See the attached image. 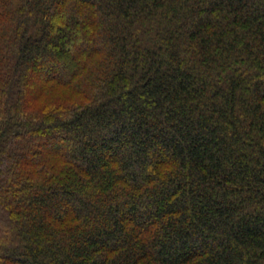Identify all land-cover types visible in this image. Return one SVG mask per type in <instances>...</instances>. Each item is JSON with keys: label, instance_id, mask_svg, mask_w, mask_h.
<instances>
[{"label": "trees", "instance_id": "trees-1", "mask_svg": "<svg viewBox=\"0 0 264 264\" xmlns=\"http://www.w3.org/2000/svg\"><path fill=\"white\" fill-rule=\"evenodd\" d=\"M0 264H264V0H0Z\"/></svg>", "mask_w": 264, "mask_h": 264}, {"label": "rangeland", "instance_id": "rangeland-1", "mask_svg": "<svg viewBox=\"0 0 264 264\" xmlns=\"http://www.w3.org/2000/svg\"><path fill=\"white\" fill-rule=\"evenodd\" d=\"M61 95V92L58 90V91H56V90H52L50 93H49V95L48 96H46L45 98L47 99H49V100H51V99H54L55 97H58V96H60ZM48 100V101H49ZM42 101H45V99H42Z\"/></svg>", "mask_w": 264, "mask_h": 264}]
</instances>
